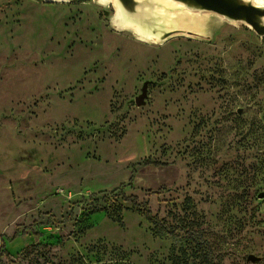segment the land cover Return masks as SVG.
<instances>
[{"label": "rangeland", "instance_id": "374dc122", "mask_svg": "<svg viewBox=\"0 0 264 264\" xmlns=\"http://www.w3.org/2000/svg\"><path fill=\"white\" fill-rule=\"evenodd\" d=\"M199 2L148 44L101 0H0L8 264H264V27Z\"/></svg>", "mask_w": 264, "mask_h": 264}, {"label": "bare ground", "instance_id": "6f19581e", "mask_svg": "<svg viewBox=\"0 0 264 264\" xmlns=\"http://www.w3.org/2000/svg\"><path fill=\"white\" fill-rule=\"evenodd\" d=\"M69 2L70 0H54ZM114 5L116 19L122 30H133L136 38L142 42L164 44L169 35L181 28H195L203 25L206 18L200 16L198 9L202 6L199 0H101ZM224 3L239 9L241 6L254 7L257 12L253 19L264 27V0H222ZM206 10V9H205ZM242 19L247 21L245 10H240ZM220 15L226 17L227 12ZM249 23V22H248Z\"/></svg>", "mask_w": 264, "mask_h": 264}, {"label": "trees", "instance_id": "16d2710c", "mask_svg": "<svg viewBox=\"0 0 264 264\" xmlns=\"http://www.w3.org/2000/svg\"><path fill=\"white\" fill-rule=\"evenodd\" d=\"M125 199H126V200H129V201H132L134 204L138 205V201H137L138 198H137V196L125 197ZM145 214H146L147 218H148L151 222L155 223V225H157V226L159 225L157 219L152 215V213H151L149 210H146V211H145ZM4 253H5V257H6V259H7V262H8V263H12V262H13V259H12V257H11V254H10L7 250H5V252H2V251L0 250V264L3 263L2 257H3V255H4Z\"/></svg>", "mask_w": 264, "mask_h": 264}, {"label": "water", "instance_id": "95a60500", "mask_svg": "<svg viewBox=\"0 0 264 264\" xmlns=\"http://www.w3.org/2000/svg\"><path fill=\"white\" fill-rule=\"evenodd\" d=\"M51 1H52V0H51ZM215 1L220 2V3L223 4L225 7H228V8H230L231 10L239 11V13H240V10H245V13H246L247 9H253V10H254L253 14H254L255 12H257V9H255L254 7L241 6L239 9H234L232 6H230V5L226 4V3H224L222 0H215ZM246 18H247V16H246ZM251 19H252V21H253L254 23L258 24L257 22L254 21L253 16L251 17ZM258 25H259V24H258ZM259 26H260V25H259ZM260 27H261V26H260Z\"/></svg>", "mask_w": 264, "mask_h": 264}, {"label": "crops", "instance_id": "0c3cea01", "mask_svg": "<svg viewBox=\"0 0 264 264\" xmlns=\"http://www.w3.org/2000/svg\"><path fill=\"white\" fill-rule=\"evenodd\" d=\"M2 260H3V257H2ZM2 264H8L7 261L5 262V260H3V263Z\"/></svg>", "mask_w": 264, "mask_h": 264}]
</instances>
